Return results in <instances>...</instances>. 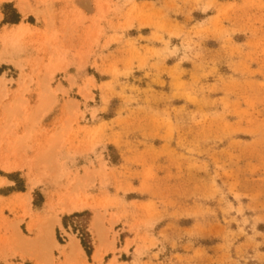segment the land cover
I'll return each instance as SVG.
<instances>
[{
  "label": "rangeland",
  "instance_id": "rangeland-1",
  "mask_svg": "<svg viewBox=\"0 0 264 264\" xmlns=\"http://www.w3.org/2000/svg\"><path fill=\"white\" fill-rule=\"evenodd\" d=\"M0 176V264H264V0H0Z\"/></svg>",
  "mask_w": 264,
  "mask_h": 264
},
{
  "label": "bare ground",
  "instance_id": "bare-ground-1",
  "mask_svg": "<svg viewBox=\"0 0 264 264\" xmlns=\"http://www.w3.org/2000/svg\"><path fill=\"white\" fill-rule=\"evenodd\" d=\"M22 6H23V5H22ZM23 11H24L25 13H28L27 10H26V8H24ZM32 185H33V182H30V187H32ZM74 203H75V202H70V203L66 204V206H65V211L70 212V211H72L74 208H76L77 206H74V205H73ZM52 237H53V243H54L55 245H58L59 243H58V241L54 238V234H52ZM72 247H73V250H74V251L84 250L83 247L81 246V244H80L79 242H77V241L72 243Z\"/></svg>",
  "mask_w": 264,
  "mask_h": 264
},
{
  "label": "trees",
  "instance_id": "trees-1",
  "mask_svg": "<svg viewBox=\"0 0 264 264\" xmlns=\"http://www.w3.org/2000/svg\"><path fill=\"white\" fill-rule=\"evenodd\" d=\"M18 18H19V15L16 14V17L11 18L10 20H11V22H17ZM83 233L84 234H82V237H81L82 245L85 248L88 255H91L92 246H91V242L89 240V234L85 230Z\"/></svg>",
  "mask_w": 264,
  "mask_h": 264
},
{
  "label": "crops",
  "instance_id": "crops-1",
  "mask_svg": "<svg viewBox=\"0 0 264 264\" xmlns=\"http://www.w3.org/2000/svg\"><path fill=\"white\" fill-rule=\"evenodd\" d=\"M17 168H14V169H12V171L13 170H16ZM5 178L4 177H1L0 176V180H4ZM7 179V178H6ZM8 180V179H7ZM9 181V180H8ZM12 192V191H11ZM20 193V192H19ZM19 193H17L16 191H13V193H9V196H13V194L14 195H20ZM23 193V192H22Z\"/></svg>",
  "mask_w": 264,
  "mask_h": 264
}]
</instances>
